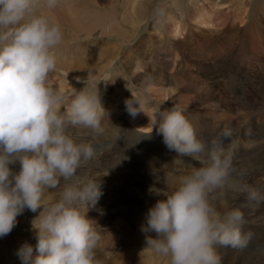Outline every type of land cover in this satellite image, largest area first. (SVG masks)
Listing matches in <instances>:
<instances>
[{
  "label": "rangeland",
  "instance_id": "1",
  "mask_svg": "<svg viewBox=\"0 0 264 264\" xmlns=\"http://www.w3.org/2000/svg\"><path fill=\"white\" fill-rule=\"evenodd\" d=\"M70 1L64 2L71 4ZM76 1L73 0V2ZM89 1L93 3L91 5L88 2L90 9L94 10L107 2L105 0L98 6L96 1ZM125 1L117 25L125 30L127 28L136 30L135 27L125 23L126 18L129 15H143L138 32L135 31L136 34L134 33L128 41L127 38L121 36L115 41L111 33L116 32H110V28L106 29L107 32L99 29L94 32L92 38H82L83 36L71 33L72 29L60 26L63 39L60 46L55 49L56 67L50 72L48 78L49 85L54 90L63 93L64 109L80 91L99 92L102 105L106 109L101 119L100 129L74 127L68 129L69 133L78 141L86 140L95 146L94 156L82 161L78 173L84 179L90 177L99 179L101 190H103L104 196L101 195V198L104 197L103 202H98L96 205V207L98 205L104 207L103 210L95 207L96 209H90L91 212L87 213L93 219L94 227L100 233L101 239H106L109 242L107 247L98 244L97 260L100 261V264H119L121 262L135 264L134 256H131L129 252L138 250V254L141 253L139 256L141 264H152L155 257L159 258V264H170L161 258V256L164 257L163 255L153 253L146 246V235L155 236L156 234L154 232L145 234L141 231L140 226L144 222L148 208L157 199L162 198L151 193L150 186L154 185V187L171 192L174 185L169 186L165 183L166 180L174 178L178 183L180 177L190 173L193 167L203 166L199 161L196 162L188 156H180L174 150L169 149L164 144L162 135L156 131L155 127H152L158 107L162 110L179 107L184 109V114L193 124L198 137L206 142L218 137V134L225 128L232 130V136L224 140L225 147L230 148L233 153L229 175L221 185L207 192V198L221 216L234 208H239L242 212L245 211L244 215L248 213V218H245L246 215L244 216L245 223L242 228L248 240L244 247L236 249L228 246H216V250L235 253L234 264H264V198L262 199V196L264 197V89L262 88L261 91V87H264V0H122L121 5L120 3L117 6L109 3L108 7L105 8L106 4H104L103 8L107 11L113 9L118 13ZM62 2L63 0H57L54 7H48L41 2L37 11L52 20L53 16L63 15L62 11L66 8L60 6ZM131 3L134 5L133 9ZM201 16L204 18L200 19ZM202 19L207 20L208 23L202 24L200 22ZM174 23L180 25L181 33H174ZM83 43H87L86 46ZM78 45L79 47H77ZM73 47H77L78 51L76 49L77 52L73 51ZM106 48L114 51L110 50L112 53L106 55L104 53ZM94 49L95 51H93ZM192 52L195 53L194 56ZM62 54L65 55L62 56ZM87 54L88 56H86ZM116 55L118 57H115ZM113 57L115 58L110 68H107L109 74L106 78L85 76L91 72L90 70L107 66ZM230 60L231 62H229ZM63 61L71 63L72 66L63 68L62 66L66 65L61 64ZM202 63H207L203 65L204 68H214L213 73L202 68ZM248 64L253 66L250 67ZM256 64L257 66H255ZM247 68L252 69L253 72ZM136 70L142 72L138 73ZM232 70L238 71V74ZM254 70H256L255 73ZM221 71L227 74L222 72L220 76L219 72ZM257 71L260 75H257ZM230 73L233 77L229 76ZM243 73L244 75H242ZM250 76L251 78H248ZM242 78L248 79L243 80ZM242 91L246 93L243 94ZM235 94L238 95L235 96ZM246 95L251 97L248 98ZM252 95L255 96L252 97ZM131 97L141 100L139 105L141 110L135 116L128 112L125 105V100ZM247 98L251 101H248ZM10 166L16 171L20 167L19 162ZM174 170L178 173L176 174ZM64 183L65 181L61 178L60 188L64 186ZM214 190L217 192L215 198L221 196L219 199L216 198L218 202L215 198H210L212 195L214 197ZM59 191V188L47 189L44 199H57ZM252 191H257L259 194L255 199L248 195ZM120 205H124V207H118ZM246 209L248 210L246 211ZM40 210L37 209L36 212H33L25 209L17 217L16 226L7 234L6 243H12V245L4 254L0 253V264H22L18 257L14 260L10 258L11 253L13 256H17L15 249L20 245L13 246L15 237L21 236L24 241L35 246L36 234L32 221ZM112 210L116 212L113 213ZM127 210H129L128 213ZM131 210H135V221ZM103 212L105 213L102 214ZM90 214L93 215L90 216ZM252 214L253 216H251ZM126 216H130L129 221ZM116 217H120L122 221H117ZM254 217L257 218L256 221ZM254 222L256 225L253 224ZM109 239H112L111 244ZM126 239L131 242L129 246L126 244ZM101 250L103 251L101 252ZM148 250L152 252V255H146ZM103 253L104 255H102ZM221 264L225 263L221 261Z\"/></svg>",
  "mask_w": 264,
  "mask_h": 264
},
{
  "label": "clouds",
  "instance_id": "2",
  "mask_svg": "<svg viewBox=\"0 0 264 264\" xmlns=\"http://www.w3.org/2000/svg\"><path fill=\"white\" fill-rule=\"evenodd\" d=\"M41 2L54 7L57 0H0V237L12 231L25 209H41L32 221L35 246L24 241L16 249L22 264H100L101 235L87 213L96 207L101 186L99 179L78 173L95 146L78 141L68 129L98 130L106 109L99 92L87 91L78 92L64 109L63 93L49 85L63 33L37 11ZM140 103L139 98L125 100L132 116ZM155 115L152 127L164 144L203 166L193 167L178 183L166 180L174 185L171 192L150 186L162 198L148 208L140 226L145 234H156L146 235V246L169 257L170 264H221L216 246L238 248L248 240L242 231L244 213L234 208L221 216L207 198L229 175L233 153L224 140L232 130L225 128L206 142L184 109L158 107ZM17 162L18 171L10 167ZM57 188V199H44L47 189ZM249 195L255 199L259 194Z\"/></svg>",
  "mask_w": 264,
  "mask_h": 264
},
{
  "label": "bare ground",
  "instance_id": "3",
  "mask_svg": "<svg viewBox=\"0 0 264 264\" xmlns=\"http://www.w3.org/2000/svg\"><path fill=\"white\" fill-rule=\"evenodd\" d=\"M64 1H67V0H63V2L60 4V6L61 7H63V8H66L65 10H63L62 12H63V15H59V16H53V19L51 20V21H53V22H55V23H58L61 27H67V28H69V29H72L73 31L71 32V33H73V34H76V36H83L82 38H84V37H87V38H92L93 37V34H94V32H96V31H98L99 29H102L101 31H106V29L107 28H110V32H116V33H111V35H113L114 36V40L116 41L117 40V38H120L119 36H121V37H125V38H127V41L130 39V37L135 33V31H136V33L138 32V29H139V26H140V24L142 23V21H143V15H137V16H130L129 15V17L128 18H126V22L125 23H127V24H130V26L131 27H135L136 28V30L134 29H132V28H130V30L127 28L126 30L125 29H122V28H120L118 25H117V23L119 24V16L122 14V12H123V9H124V6H125V3H126V1L122 4V8H121V10H120V12H115L113 9H109L108 11L107 10H105L103 7H104V4H106L105 5V8L106 7H108L107 5H109L107 2H104L105 0H94V1H96L97 3H98V6H99V4L100 3H102V2H104V4L102 5V6H100L97 10H94V9H90L91 7L88 5V2H91V1H89V0H85V1H80V0H77L76 2H73V0H71L70 1V3L71 4H67L66 2H64ZM60 2V1H59ZM122 3V2H121ZM91 4L93 5V3L91 2ZM264 4V3H263ZM59 5V4H58ZM131 5H132V9H133V7H134V5L131 3ZM261 6V5H260ZM57 7V6H56ZM104 10H103V9ZM51 9V8H50ZM57 10V9H56ZM59 11V10H58ZM54 12V11H53ZM60 12V11H59ZM259 12H260V10H259ZM203 16H201L200 17V19L202 18ZM204 18V17H203ZM51 19V18H50ZM117 21V22H116ZM202 24H207L208 22H207V20H205V19H202L201 21H200ZM262 22V21H261ZM173 30H174V33H178V32H180L181 33V30H180V25L179 24H176V23H174V26H173ZM231 30V29H230ZM242 30V29H241ZM68 31V30H67ZM134 31V32H133ZM260 31V30H259ZM258 31V32H259ZM66 32V31H65ZM70 32V31H69ZM107 32V31H106ZM135 33V34H136ZM185 33V32H184ZM228 34V33H227ZM230 34V33H229ZM69 37V36H68ZM75 37V36H74ZM162 37V36H161ZM219 37V36H218ZM231 37V36H230ZM72 38V37H71ZM232 38V37H231ZM229 39V38H228ZM227 39V40H228ZM82 40V39H81ZM144 40V39H143ZM235 40V39H234ZM77 41V40H76ZM216 41V40H215ZM229 41V40H228ZM88 42V41H87ZM234 42V41H233ZM65 43V42H64ZM81 43V42H80ZM92 43H96V42H92ZM99 43V42H98ZM174 43V42H173ZM232 43V42H231ZM245 43V42H244ZM256 43V42H255ZM74 44V46H75V43H73ZM77 44H78V42H77ZM84 44V43H83ZM87 44V43H86ZM86 44H84L85 46H86ZM89 44V43H88ZM100 44V43H99ZM239 44V43H238ZM190 45V44H189ZM213 45V44H212ZM256 45H258V44H256ZM261 45V44H260ZM60 45H58V47H59ZM64 46H66V45H64ZM88 46V45H87ZM94 46V45H93ZM229 46H230V44H229ZM70 47V46H69ZM69 47H66V48H69ZM77 47H79V45L77 46ZM77 47H73L74 49H73V51L77 48ZM89 47V46H88ZM170 47V46H169ZM84 48V47H83ZM90 48V47H89ZM94 48H97V47H94ZM230 48V47H229ZM80 49H81V46H80ZM133 49H134V47H133ZM197 49V48H196ZM248 49V48H247ZM70 51H71V49H69ZM77 51H78V49H76ZM75 50V51H76ZM110 50H112V51H114L113 49H108V48H106L105 50H104V53L106 54V55H109L110 53H112ZM238 50V49H237ZM240 50V49H239ZM61 51V50H60ZM76 51V52H77ZM81 51V50H80ZM93 51H95V49L93 50ZM186 51V50H185ZM192 51V50H191ZM214 51H216V50H214ZM244 51V50H243ZM62 52H63V50H62ZM75 52V53H76ZM84 52V51H83ZM128 52V51H127ZM196 52V51H195ZM220 52V51H219ZM86 53H88V52H86ZM91 53V52H90ZM96 53V52H95ZM141 53V52H140ZM193 53V52H192ZM230 53V52H229ZM228 53V54H229ZM240 53V52H239ZM99 54V53H98ZM194 54L195 53H193V56H194ZM216 54H217V52H216ZM221 54V53H220ZM227 54V53H226ZM231 54V53H230ZM234 54V53H233ZM232 54V55H233ZM243 54V53H242ZM65 55V54H64ZM63 54H62V56H64ZM91 55H92V53H91ZM94 55V54H93ZM207 55V54H206ZM225 55V54H224ZM224 55H222V56H224ZM86 56H88V54L86 55ZM96 56V55H95ZM100 56H101V54H100ZM234 56V55H233ZM232 56V57H233ZM245 56V55H244ZM93 57V56H92ZM115 57H118V55H116ZM115 57H113L112 58V60L110 61V63H108V65L107 66H103V68H100V69H98V68H95L94 70H90L91 72H89V73H87L85 76L86 77H88V78H99V77H103V78H106L107 77V75L109 74L108 73V71H107V68H110V66H111V64H112V61H113V59L115 58ZM231 57V58H232ZM199 58V57H198ZM225 58V57H224ZM183 59V58H182ZM206 59V58H205ZM227 59V58H226ZM234 59V58H233ZM199 60H200V58H199ZM217 60V59H216ZM229 60V59H228ZM238 60V59H237ZM97 61H98V59H97ZM196 61V60H195ZM222 61H224V60H222ZM227 61V60H226ZM234 61V60H233ZM243 61V60H242ZM248 61V60H247ZM200 62V61H199ZM207 62V61H206ZM229 62H231V60L229 61ZM228 62V63H229ZM257 62V61H256ZM204 63V62H203ZM202 63V68H204V66L203 65H205V64H207V63H205V64H203ZM236 63V62H235ZM234 63V64H235ZM61 64H66L65 66L63 65L62 67L63 68H67V67H71L72 65H71V63H69V62H66L65 63V61H63ZM169 65V64H168ZM199 65H200V63H199ZM214 65V64H213ZM219 65V64H218ZM226 65V64H225ZM231 65H232V63H231ZM243 65H244V62H243ZM249 65V64H248ZM133 66V65H132ZM136 66V65H135ZM197 66V65H196ZM208 66V65H207ZM223 66V65H222ZM239 66V65H238ZM250 67L251 66H253V65H249ZM255 66H257V64L255 65ZM198 67V66H197ZM212 67H215V66H212ZM230 66L228 65V68H229ZM232 67V66H231ZM264 67V66H263ZM138 68V67H137ZM199 68H200V66H199ZM206 68V67H205ZM204 68V69H205ZM255 68V67H254ZM136 69V68H135ZM208 71L210 70V71H212L213 69L212 68H210V67H207L206 68ZM231 69V68H230ZM240 69H242L241 67H240ZM248 69V68H247ZM189 70V69H188ZM203 70V69H202ZM223 70V69H222ZM245 70V69H244ZM249 70V69H248ZM252 70V69H251ZM251 70H249V71H251ZM97 71V72H96ZM137 71V70H136ZM141 71V70H140ZM139 71V72H140ZM204 71V70H203ZM209 71V72H210ZM226 71H227V69H226ZM231 71V70H230ZM248 71V73H250ZM255 71L256 70H254V73H255ZM138 72V71H137ZM136 72V73H137ZM138 72V73H139ZM142 72V71H141ZM224 73V71H221V72H219V74L220 73ZM232 72H234L233 70H232ZM238 71H236V72H234V73H237ZM245 72V71H244ZM251 72H253V71H251ZM258 72L259 71H257V75H260V74H258ZM132 73H133V71H132ZM137 73V74H138ZM206 73H208V72H206ZM212 73H213V71H212ZM248 73H246V74H248ZM261 73V72H260ZM185 74V73H184ZM210 74V73H209ZM216 74V73H215ZM225 74V73H224ZM227 74V73H226ZM225 74V75H226ZM229 74V73H228ZM233 74V73H232ZM238 74V73H237ZM241 74V73H240ZM239 74V75H240ZM179 75H180V73H179ZM205 75V74H204ZM242 75H244V73L242 74ZM249 75V74H248ZM247 75V76H248ZM254 75V74H253ZM142 76V75H141ZM195 76H197V75H195ZM220 76H221V74H220ZM219 76V77H220ZM229 76H232L231 75V73H230V75ZM234 76H236L235 74H234ZM246 76V75H245ZM113 77V76H112ZM226 77V76H225ZM233 77V76H232ZM240 77V76H239ZM241 77H243V76H241ZM254 77V76H253ZM256 77H258V76H256ZM84 78V77H83ZM137 78V77H136ZM176 78V77H175ZM190 78V77H189ZM193 78V77H192ZM221 78V77H220ZM237 79H238V77H236ZM235 78V79H236ZM248 78H251V76L250 77H248ZM247 78V79H248ZM178 79V78H177ZM200 79V78H199ZM224 79V78H223ZM243 80L244 79H246V78H242ZM246 79V80H247ZM253 79V78H252ZM196 80V79H195ZM239 80V79H238ZM254 81H255V77H254V79H253ZM204 81V80H203ZM213 81H214V79H213ZM212 81V82H213ZM232 82H233V80H231ZM240 81V80H239ZM256 81H257V79H256ZM198 82V81H197ZM201 82V81H200ZM218 82V81H217ZM236 82V81H235ZM247 82V81H246ZM246 82H245V84H246ZM252 83H254L253 81H251ZM263 82V81H262ZM137 83V82H136ZM237 83V82H236ZM235 83V84H236ZM248 83V82H247ZM257 83V82H256ZM255 83V84H256ZM182 84V83H181ZM197 84V83H196ZM203 84V83H202ZM210 84V83H209ZM227 84V83H226ZM260 84V83H259ZM176 85V84H175ZM228 85V84H227ZM239 85H240V83H239ZM258 85V84H257ZM231 86V85H230ZM237 86V85H236ZM235 86V87H236ZM241 86V85H240ZM250 86H252L251 84H250ZM254 86H256V85H254ZM150 87V86H149ZM176 87V86H175ZM212 87H214L213 85H212ZM249 86L247 85V88H248ZM258 87V86H257ZM219 87H217V89H218ZM231 88V87H230ZM252 88H253V86H252ZM252 88H251V91H252ZM259 88V87H258ZM257 88V89H258ZM264 89V87H261V91ZM225 89V88H224ZM227 89V88H226ZM229 89V88H228ZM239 89V88H238ZM241 89V88H240ZM244 89V88H243ZM250 89V88H249ZM159 90V89H158ZM162 90V89H161ZM177 90V89H176ZM180 90V89H179ZM216 90V89H215ZM219 90V89H218ZM230 90V89H229ZM228 90V91H229ZM242 90V89H241ZM253 90H255V89H253ZM160 91V90H159ZM182 91V90H181ZM232 91V90H231ZM236 91V90H235ZM239 91V90H238ZM180 92V91H179ZM226 92V91H225ZM247 92H248V90H247ZM250 92V91H249ZM168 93V92H167ZM235 93V92H234ZM239 93V92H238ZM242 93H243V91H242ZM244 93H246V92H244ZM243 93V94H244ZM232 94V93H231ZM241 94V93H240ZM239 94V95H240ZM196 95V94H195ZM223 95H225L224 93H223ZM227 95V94H226ZM236 95H238V94H235V96ZM256 95V94H255ZM255 95H252V97L253 96H255ZM199 96V95H198ZM247 96V95H246ZM200 97V96H199ZM248 97V96H247ZM251 97V96H250ZM250 97H248V98H250ZM231 98V97H230ZM248 98H247V100H248ZM255 98V97H254ZM258 98H260V97H258ZM257 98V99H258ZM234 100V99H233ZM242 101V100H241ZM248 101H251V100H248ZM259 101H260V99H259ZM202 102V101H201ZM264 102V101H263ZM176 103V102H175ZM203 103V102H202ZM236 103V102H235ZM250 103V102H249ZM199 104V103H198ZM245 104V103H244ZM202 105V104H201ZM259 105V104H258ZM257 105V106H258ZM222 106V105H221ZM236 106V105H235ZM262 106V105H261ZM183 107V106H182ZM190 107V106H189ZM253 107V106H252ZM187 109V108H186ZM253 109V108H252ZM219 110V109H218ZM187 111V110H186ZM223 111V110H222ZM190 112V111H189ZM253 113V112H252ZM223 114V113H222ZM185 116H187L186 114H184ZM216 116H218V115H216ZM246 116V115H245ZM205 117V116H204ZM249 117V116H248ZM219 118V117H218ZM203 119H205V118H203ZM206 120V119H205ZM208 120V119H207ZM206 120V121H207ZM232 120V119H231ZM202 122V121H201ZM225 122V121H224ZM208 123V122H207ZM216 123V122H215ZM222 123V122H221ZM243 123V122H242ZM246 123V122H245ZM126 124V123H125ZM216 126V125H215ZM214 126V127H215ZM253 126V125H252ZM102 127V126H101ZM127 128V127H126ZM130 128V127H129ZM129 128H127V129H129ZM100 129V128H99ZM124 129V128H123ZM80 130V129H79ZM207 130V129H206ZM211 130V129H210ZM89 132V131H88ZM125 132V131H124ZM246 133V132H245ZM81 134H83L82 132H81ZM96 135H97V133H96ZM89 136V135H88ZM87 136V137H88ZM205 136V135H204ZM86 137V138H87ZM95 137V136H94ZM257 137V136H256ZM254 139V138H253ZM258 139V138H257ZM234 140V139H233ZM240 142V141H239ZM238 142V143H239ZM247 142H250V141H247ZM244 143V142H243ZM246 145V144H245ZM163 146V145H162ZM163 149V148H162ZM167 150V149H166ZM263 150H264V148H263ZM160 152V151H159ZM163 152V151H162ZM161 152V153H162ZM169 152V151H168ZM237 152V151H236ZM241 153V152H240ZM161 155H163V154H161ZM235 156V155H234ZM185 158V157H184ZM174 160V159H173ZM188 160V159H187ZM159 162V161H158ZM163 162H165V161H163ZM188 162V161H187ZM196 162H197V160H196ZM189 163V162H188ZM249 163V162H248ZM255 163V162H254ZM262 163V162H261ZM237 164V163H236ZM245 164V163H244ZM251 165V164H250ZM105 167H106V165H104ZM121 166H122V163H121ZM11 167V166H10ZM171 167V166H170ZM169 167V169H171ZM247 167V166H246ZM123 168V167H122ZM237 168V167H236ZM119 169V168H118ZM174 169V168H173ZM177 169V168H176ZM106 170V169H105ZM111 170V169H110ZM260 170V169H259ZM173 171V170H172ZM171 171V172H172ZM244 171V170H243ZM174 172H175V170H174ZM245 172V171H244ZM247 172V171H246ZM254 172V171H253ZM82 173H84L85 174V172H82ZM104 173H105V171H104ZM176 174L178 173V172H175ZM232 174V173H231ZM254 174V173H253ZM83 175V174H82ZM87 175V174H86ZM92 175V174H91ZM91 175H89V176H91ZM245 175V174H244ZM255 175V174H254ZM85 176V175H84ZM172 176V175H171ZM179 176H180V173H179ZM178 176V177H179ZM231 176H233V175H231ZM236 176V175H235ZM90 178H92V177H90ZM171 178H173V177H171ZM177 178V177H176ZM181 178V177H180ZM239 178V177H238ZM178 180V179H177ZM176 181V180H175ZM179 182V181H178ZM264 183V182H263ZM239 185V184H238ZM106 187H108V186H106ZM228 187V186H227ZM260 187V186H259ZM261 187H263V185H261ZM226 188V187H225ZM245 188V187H244ZM108 189H109V187H108ZM237 189V188H236ZM213 190V189H212ZM216 190H218V189H216ZM216 190H214L215 191V195H214V197H213V195H212V197H210V198H215V196H216ZM227 190V189H226ZM232 190V189H231ZM260 190H262V189H260ZM101 191H103V190H101ZM106 191H108V190H106ZM220 191V190H219ZM213 192V191H212ZM211 192V193H212ZM257 192V191H256ZM106 193V192H105ZM235 193V192H234ZM214 194V193H213ZM219 194V193H218ZM217 194V195H218ZM242 194V193H241ZM263 194V193H262ZM103 195V194H102ZM222 195V194H221ZM246 195V194H245ZM249 195V194H248ZM264 195V194H263ZM104 196V195H103ZM219 197V196H218ZM263 197V196H262ZM104 198V197H103ZM103 198H101L100 197V199H99V201L98 202H101L102 200H103ZM217 198V197H216ZM216 198H215V200H216ZM219 198H221V196L219 197ZM219 198H217V199H219ZM230 198H232L231 196H230ZM234 198V197H233ZM247 198V197H246ZM251 198V197H250ZM249 198V199H250ZM106 199V198H105ZM104 199V200H105ZM209 199V198H208ZM239 199V198H238ZM263 199V198H262ZM214 200V201H215ZM246 200V199H245ZM253 200V199H252ZM259 200H261V198H259ZM217 201V200H216ZM215 201V202H216ZM237 201V200H236ZM243 201V200H242ZM250 202H252L251 200H249ZM263 201V200H262ZM103 202V201H102ZM101 202V203H102ZM108 202V201H107ZM218 202V201H217ZM225 203V202H224ZM223 203V204H224ZM228 203V202H227ZM237 203V202H236ZM245 203V202H244ZM253 203V202H252ZM252 203H251V205H252ZM238 204V203H237ZM243 204V203H242ZM256 204V203H255ZM264 204V203H263ZM225 205V204H224ZM261 205V204H260ZM101 206V205H100ZM104 206V205H103ZM245 206V205H244ZM118 207H124V205H120V206H118ZM225 207V206H224ZM248 207V206H247ZM254 207V206H253ZM264 207V206H263ZM262 207V208H263ZM97 209H101V210H103L102 208H104V207H99V205H98V207H96ZM96 208H94V209H96ZM107 208V207H106ZM109 208V207H108ZM245 208V207H244ZM257 208H258V206H257ZM259 208H261L260 206H259ZM248 209H249V207H248ZM248 209H246V211L248 210ZM251 209H252V207H251ZM250 209V210H251ZM255 209V208H254ZM264 209V208H263ZM92 210V209H91ZM253 210V209H252ZM251 210V211H252ZM260 210H262V209H260ZM259 210V211H260ZM90 211V210H89ZM98 211V210H97ZM110 211V210H109ZM264 211V210H263ZM91 212V211H90ZM100 212H102V211H100ZM105 212H106V210H105ZM105 212H103L102 214H104ZM111 212V211H110ZM109 212V213H110ZM112 212L114 213V212H116L115 210H112ZM129 212V210H127V213ZM243 212H245V211H243ZM98 213H99V211H98ZM131 213H132V216H133V219H134V221H135V216H134V213H135V210H131ZM251 213H254V212H251ZM256 213V212H255ZM260 213V212H259ZM248 214V213H247ZM247 214H245L246 215V217L245 218H248V216H247ZM263 214V213H262ZM88 215V214H87ZM91 215H93V214H90V216ZM99 215V214H98ZM244 215V216H245ZM264 215V214H263ZM102 216V215H101ZM251 216H253V214L251 215ZM102 217H104V216H102ZM102 217H100V218H102ZM129 217L130 216H126V219H128V221L130 220L129 219ZM249 217H250V215H249ZM256 217V216H255ZM254 217V218H255ZM105 218H106V216H105ZM252 218V217H251ZM258 218H260V217H258ZM262 218V217H261ZM103 219V218H102ZM116 219H117V221H122L121 220V218L120 217H116ZM250 219V218H249ZM255 221L257 220V218H255L254 219ZM264 220V219H263ZM248 221H251V220H248ZM252 221H253V219H252ZM132 222V221H131ZM259 223V222H258ZM257 223V225H259ZM252 224V223H251ZM253 224H255V222L253 223ZM264 224V223H263ZM256 225V224H255ZM263 228V227H262ZM252 233V232H251ZM16 239H15V244H13V246H17V245H19V244H21V243H23L24 242V240H23V238L21 237V236H16L15 237ZM108 238V237H107ZM104 239V238H103ZM253 239V238H252ZM6 240H7V235H5V236H3V237H0V253L1 254H4L5 253V251L6 250H8L9 249V246L10 245H12V243H6ZM110 240V244H111V242H112V239H109ZM257 240V239H256ZM100 241H102V242H100ZM99 241V244L100 245H102L103 247H105L109 242L108 241H106V239L105 240H100ZM126 241V244L129 246L130 244H131V242H130V240H125ZM250 241V240H249ZM259 242V241H258ZM17 243V244H16ZM107 247V246H106ZM244 247V246H243ZM260 247V246H259ZM225 249V248H224ZM237 249V248H236ZM245 249V248H244ZM143 250V249H142ZM145 250H147V249H145ZM15 251H16V249H15ZM103 250H101V252H102ZM219 251V250H218ZM217 251V252H218ZM250 251V250H249ZM140 252H141V250H140ZM247 252H248V250H247ZM122 253V252H121ZM130 254H131V256H134V259H135V261H136V263L135 264H141L140 263V258H139V256H140V254H138V250H136V251H131V252H129ZM260 253V252H259ZM125 254H127V253H125ZM218 254H219V256H220V258H221V261H223L225 264H234V262L236 261V259H235V256H234V254L235 253H233V252H225V250L224 251H221L220 250V252H218ZM251 254V253H250ZM102 255H104V253L102 254ZM147 256H150V255H152V252L150 251V250H148V253L146 254ZM130 256V255H129ZM18 256H13V253H11L10 254V258H12L13 260L15 259V258H17ZM9 258V259H10ZM161 258H163L164 260H165V262L166 263H170V258L169 257H166V256H164V257H162L161 256ZM158 257H155L154 259H153V261H152V264H159L158 263ZM253 260V259H252ZM241 261V260H240ZM260 263H262V262H260ZM119 264H126L125 262H121V263H119ZM256 264V263H255Z\"/></svg>",
  "mask_w": 264,
  "mask_h": 264
},
{
  "label": "crops",
  "instance_id": "4",
  "mask_svg": "<svg viewBox=\"0 0 264 264\" xmlns=\"http://www.w3.org/2000/svg\"><path fill=\"white\" fill-rule=\"evenodd\" d=\"M106 1H107L108 4L110 3V4H114V5L117 6V5H119V3H120V5H121V1H122V0H120L119 3H118V0H106ZM89 3H91V2H89ZM91 5H92V4H91Z\"/></svg>",
  "mask_w": 264,
  "mask_h": 264
}]
</instances>
